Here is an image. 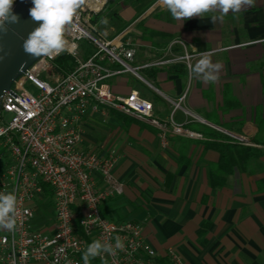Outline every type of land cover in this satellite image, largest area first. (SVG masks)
Segmentation results:
<instances>
[{
    "label": "crops",
    "instance_id": "1",
    "mask_svg": "<svg viewBox=\"0 0 264 264\" xmlns=\"http://www.w3.org/2000/svg\"><path fill=\"white\" fill-rule=\"evenodd\" d=\"M149 1L140 12L120 8L118 32L99 24L110 38L125 33L135 49L136 74L107 83L118 97L137 92L152 103L158 121L198 136L168 133L163 146L159 129L146 120L87 112L82 148L102 157L114 153L113 174L123 185L102 213L137 223L163 264L170 249L183 264H264V0L214 24L210 15L173 19L158 0ZM204 51L222 65L217 83L190 76L189 65ZM227 133L251 141L242 146L258 156L239 163L215 188L210 170L219 175L220 153L213 145H234Z\"/></svg>",
    "mask_w": 264,
    "mask_h": 264
},
{
    "label": "built area",
    "instance_id": "2",
    "mask_svg": "<svg viewBox=\"0 0 264 264\" xmlns=\"http://www.w3.org/2000/svg\"><path fill=\"white\" fill-rule=\"evenodd\" d=\"M108 2L86 0L68 26L66 51L37 60L0 100V192L17 197L15 229L0 230V264H84L88 244L99 239L115 248L117 237L122 250L89 264H163L137 223L103 215L104 203L122 194L123 185L113 174L118 157L84 150L81 121L87 112L102 110L132 115L157 127L163 146L168 133L198 135L172 121H158L152 103L135 91L125 97L111 92L109 78L136 74V69L126 34L110 38L94 22ZM62 56L69 59L68 68L57 64ZM36 216L47 226L34 227ZM166 259L165 264H183L174 249Z\"/></svg>",
    "mask_w": 264,
    "mask_h": 264
},
{
    "label": "clouds",
    "instance_id": "3",
    "mask_svg": "<svg viewBox=\"0 0 264 264\" xmlns=\"http://www.w3.org/2000/svg\"><path fill=\"white\" fill-rule=\"evenodd\" d=\"M14 2L15 0H0V32L7 31L6 22L19 21L13 11ZM83 3L84 0H32L33 6L29 9V15L34 21L42 23L25 39L24 51L41 59L66 51L68 26L73 25L74 16ZM158 3L170 12L173 19L184 21L210 15V21L214 24L223 22L230 12L235 15L254 7L256 0H158ZM100 22L107 24L108 20L103 18ZM221 70L222 65L214 63L212 53L208 51L201 52L195 64L189 65L190 76L207 83H217ZM16 205L17 197L14 192H0V230L15 229ZM123 248L124 244L119 237L116 238L115 248L96 239L87 245L82 259L84 264H89L90 259L103 258L105 253L114 255L116 249Z\"/></svg>",
    "mask_w": 264,
    "mask_h": 264
},
{
    "label": "water",
    "instance_id": "4",
    "mask_svg": "<svg viewBox=\"0 0 264 264\" xmlns=\"http://www.w3.org/2000/svg\"><path fill=\"white\" fill-rule=\"evenodd\" d=\"M32 6V0H17L13 11L19 17V21L17 23L6 22L7 31L0 32V100L4 94L11 92L13 83L40 59L27 54L23 48V43L29 33L42 23L30 17L29 9Z\"/></svg>",
    "mask_w": 264,
    "mask_h": 264
},
{
    "label": "trees",
    "instance_id": "5",
    "mask_svg": "<svg viewBox=\"0 0 264 264\" xmlns=\"http://www.w3.org/2000/svg\"><path fill=\"white\" fill-rule=\"evenodd\" d=\"M149 0H109L104 10L94 19V22L98 24H102L100 21L103 18H107L108 23L103 24L108 28H112L114 32L120 31L124 27V22L119 16V9L123 6H132L140 12L143 10L148 4ZM100 26V25H99ZM57 64L61 66V68H68L70 66L69 59L65 56L60 57L57 60ZM262 124L258 123V128L261 130ZM228 141V139H227ZM230 142V139H229ZM231 142L234 145L227 144H215V147L220 153V163L215 167L216 171L219 172V175H215L213 172V168L210 170V180L211 185L215 188H219L224 184L223 175H227L232 172V170L237 167L239 163L241 166L252 157L258 156L256 150L250 147H244L236 142ZM256 144H263L261 141L256 138L254 141ZM97 264V263H93Z\"/></svg>",
    "mask_w": 264,
    "mask_h": 264
},
{
    "label": "rangeland",
    "instance_id": "6",
    "mask_svg": "<svg viewBox=\"0 0 264 264\" xmlns=\"http://www.w3.org/2000/svg\"><path fill=\"white\" fill-rule=\"evenodd\" d=\"M81 125L84 128V119L81 121ZM236 143H238V142H236ZM238 144H240V143H238ZM243 144L246 145V146L247 145L248 146L254 145V144H252L251 141L249 142L247 139H245L244 143H241V145H243ZM33 226L34 227H45V226H47V221L44 218L36 216L35 219L33 220Z\"/></svg>",
    "mask_w": 264,
    "mask_h": 264
}]
</instances>
